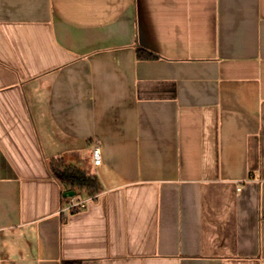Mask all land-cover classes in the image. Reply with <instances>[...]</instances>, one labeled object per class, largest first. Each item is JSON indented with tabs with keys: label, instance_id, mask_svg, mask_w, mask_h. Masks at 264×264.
I'll use <instances>...</instances> for the list:
<instances>
[{
	"label": "crops",
	"instance_id": "obj_1",
	"mask_svg": "<svg viewBox=\"0 0 264 264\" xmlns=\"http://www.w3.org/2000/svg\"><path fill=\"white\" fill-rule=\"evenodd\" d=\"M66 262L264 264V0H0V264Z\"/></svg>",
	"mask_w": 264,
	"mask_h": 264
},
{
	"label": "trees",
	"instance_id": "obj_2",
	"mask_svg": "<svg viewBox=\"0 0 264 264\" xmlns=\"http://www.w3.org/2000/svg\"><path fill=\"white\" fill-rule=\"evenodd\" d=\"M139 58L152 59L151 55H144L141 50L138 51ZM53 175L64 184L66 190L75 191L76 193L86 192L88 196H95L101 191V185L97 177L88 174L86 171L67 166L62 158L53 159L49 162ZM65 264H76L66 262Z\"/></svg>",
	"mask_w": 264,
	"mask_h": 264
},
{
	"label": "built area",
	"instance_id": "obj_3",
	"mask_svg": "<svg viewBox=\"0 0 264 264\" xmlns=\"http://www.w3.org/2000/svg\"><path fill=\"white\" fill-rule=\"evenodd\" d=\"M92 163L95 167H99L103 163L101 148L98 144L93 146L92 150ZM86 200L75 201L74 199H70V202L67 205L66 210L70 212H77L83 210L86 206Z\"/></svg>",
	"mask_w": 264,
	"mask_h": 264
},
{
	"label": "water",
	"instance_id": "obj_4",
	"mask_svg": "<svg viewBox=\"0 0 264 264\" xmlns=\"http://www.w3.org/2000/svg\"><path fill=\"white\" fill-rule=\"evenodd\" d=\"M64 196H65V197L72 198V197L75 196V191H69V192H66V193H64Z\"/></svg>",
	"mask_w": 264,
	"mask_h": 264
}]
</instances>
